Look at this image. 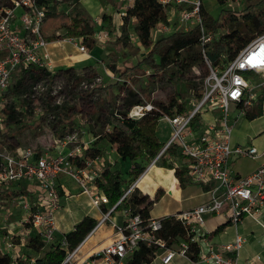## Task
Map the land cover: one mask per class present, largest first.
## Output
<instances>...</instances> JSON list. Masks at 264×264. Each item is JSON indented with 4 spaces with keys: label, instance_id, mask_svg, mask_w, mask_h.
<instances>
[{
    "label": "built area",
    "instance_id": "1",
    "mask_svg": "<svg viewBox=\"0 0 264 264\" xmlns=\"http://www.w3.org/2000/svg\"><path fill=\"white\" fill-rule=\"evenodd\" d=\"M62 1L8 0L10 5L0 2V55L5 53L0 56V128L7 116L2 95L11 85L15 68L22 65L24 70L37 67L49 72L52 68L49 42L41 29L49 3ZM120 2L122 9L119 15L123 18L134 0ZM157 2L166 8L168 18L166 23L159 24L156 36L197 28L199 50L212 73L203 96L191 112L161 115L160 118L170 125L171 134L147 167L159 161L166 149L175 146L185 160L188 179L210 185L207 200L173 214L187 228L189 242L197 247V258L191 260L188 257L187 241H180L176 244L177 248H174L157 236L162 217L144 218L130 206H123L122 200L131 195L135 183L125 189L114 205H110L108 197L97 185V180L113 161L106 151L90 157L88 151L93 139L84 140L82 131L80 134L73 130L54 137L43 153H38L32 147L9 149L0 146V190L15 191L23 211V215L13 225H6L11 209L0 206V253L9 254L13 264L22 259L20 249L27 244L31 235L39 236L44 246L59 244L63 247L65 255L60 264H125L141 245L154 247L156 256H162V264L169 263L175 255L183 256L193 264H241L239 251L246 237L236 233L231 242L212 244L202 230L206 216L225 211L229 223L234 226L243 217L249 216L261 225L264 232V148L232 142V131L238 118L247 115L264 98V32L246 43L232 58H228L225 53L220 54L224 61L221 60L213 69L207 59V52L211 50L213 40L228 30L218 28L214 31L203 24L206 14L203 0ZM17 9H21L19 15L16 14ZM229 11L235 18L241 15L236 13L237 10ZM15 20H18V24H15ZM94 37L96 40L108 38V33L98 31ZM66 40L74 42L79 51L87 52L81 37H66ZM255 77L260 80L254 83L251 78ZM41 79L32 84L33 92L44 88V80ZM231 104L238 109L235 117L230 115ZM153 107L148 101L134 104L127 110L125 117L138 119ZM216 107L219 108V114L211 122L201 121L199 128L192 125L196 111H212ZM114 115L121 117L116 111ZM111 129L107 127L106 131ZM50 149L55 152H50ZM241 157L258 159L259 163L247 174L234 173L231 162ZM63 176L72 180L80 193L87 195L92 206L99 209L102 205L106 206L94 228L73 249L67 248L64 236L56 239L55 235L56 213L61 206L59 187L62 185L58 183V178ZM118 204L122 208L121 223L112 219ZM106 223L111 225L114 238L87 256H82L83 242ZM257 258L246 260L243 264H256ZM29 263L36 264L35 258L30 257Z\"/></svg>",
    "mask_w": 264,
    "mask_h": 264
},
{
    "label": "rangeland",
    "instance_id": "2",
    "mask_svg": "<svg viewBox=\"0 0 264 264\" xmlns=\"http://www.w3.org/2000/svg\"><path fill=\"white\" fill-rule=\"evenodd\" d=\"M259 1L227 0L224 3H219L217 0H203V5L206 14L218 21L224 18L223 10H237L236 13L241 15L235 18L233 23L225 27L229 31L240 21L245 20L244 15L246 13L257 12L261 7L257 5ZM248 5H251L250 9H247ZM96 10V8H91L90 10L84 8L80 0L49 3L44 27H50V33H52L53 29L66 26L73 15H78L83 17L97 31L101 28L102 21L97 19V17L101 19V8L97 17L93 16V14H96ZM20 13L21 9H17L16 14L19 15ZM134 23L135 20L133 18L129 19L127 36L118 38L116 34H111L108 31V38L97 40V48L91 59L88 58L87 66L84 67L82 64L79 67L78 65L70 66L68 67L70 69L68 72L64 71L66 68L62 69V71L56 70V72L47 71V74L41 79L44 80V88L35 92L31 89L34 81H30L29 77L21 78L24 75V71L22 70V65H18L12 74L11 85L2 95L5 99L3 104L5 105L7 116L0 130V144H6L10 147L34 148L40 147L39 139L46 141L49 137H52V134L58 137L73 130L78 131L80 134L81 130L92 131L95 135L103 134L106 132L107 127L109 129L113 127L106 122L110 113L127 111L131 107L126 108L130 91L134 93L133 97L143 103L145 101L152 104L155 101L167 103L172 98H177L179 102L185 101L192 110L200 100L195 98L194 89L196 88L204 93L207 80L212 74L210 67L204 60L202 63L198 61L193 65H188L190 58L195 55L198 47L187 54V60L178 61L164 71L153 69L140 62L149 51V48L144 47L138 41L137 34L133 28ZM156 28L151 31L153 39L157 37ZM41 32L47 39L48 34H45L43 29H41ZM170 34L171 32H166L164 35ZM68 43L70 42L68 41ZM71 44H74V42ZM154 59H158L156 54ZM137 64L139 67L136 66ZM212 68L214 69V67ZM19 77L21 87L10 92L9 90ZM251 80L255 83L260 78L255 77L251 78ZM261 102L262 114L260 116L253 119H249L247 116L238 118L232 131V142L234 144L242 146L253 144L258 149L264 148V100L262 99ZM58 107L59 109L56 111ZM212 111H216L219 114L218 107ZM237 111L238 109H235L234 105L231 104L230 115L237 116ZM205 112H209V110L200 111V113ZM73 118H75L76 122L73 121ZM156 133L160 136V141L165 142L171 134V127L165 120H159ZM102 143L106 144V142ZM113 156L117 161L121 177L124 180L123 189H125L127 185H131L136 181L131 182L129 180L128 170L132 166L131 161L128 159H117L115 154ZM181 159V155L177 156L176 164ZM150 162L143 159L141 164L147 166ZM257 162L258 159L241 157L232 161L231 167L233 171L246 174L257 165ZM171 165L174 166L173 163ZM99 179H102V174ZM181 188V202L174 197L179 196L180 189L172 194L166 193L163 197L162 195L158 196L150 207L151 217H162L166 212H176L198 204L205 199L206 195L203 191H207L210 185L195 183L188 179L187 183ZM67 193L68 199L65 204L62 199V205L64 204L65 207H68V221L77 220L85 210L91 214L101 216L97 208L90 204L87 195L79 194V190L74 187L71 181H68ZM132 193L142 194L141 190L136 187ZM16 196L17 193L15 191L0 190V206L3 205L5 208L11 209L9 215L11 222H15L22 216L20 203ZM112 216L115 215L112 214ZM68 221L62 226L65 230L71 227V223ZM244 222L246 224L251 223L248 219H245ZM257 231L259 233V230ZM171 245L177 248L176 244ZM87 246H83L81 252ZM26 247L27 244L20 249L22 259H25L27 255L36 259L37 254ZM47 249L48 247L46 246L38 255L41 256ZM248 252L252 253L253 251L249 245H246L242 253L246 254ZM150 264H162V256L157 255ZM167 264L192 263L183 256L175 255Z\"/></svg>",
    "mask_w": 264,
    "mask_h": 264
},
{
    "label": "trees",
    "instance_id": "3",
    "mask_svg": "<svg viewBox=\"0 0 264 264\" xmlns=\"http://www.w3.org/2000/svg\"><path fill=\"white\" fill-rule=\"evenodd\" d=\"M217 1L219 3H224L227 0ZM3 4L10 5L11 3ZM257 5L261 6L257 12L246 13L244 15V21H240L234 28H231V30L213 40L211 43V50L207 52V59L212 67L218 66L221 60L224 61L223 58H220V54L225 53L228 58H232L246 43L256 35L264 32V0H260ZM250 7L251 5H248L247 9H250ZM223 12L224 18L221 21L214 20L205 14L203 24L214 31L218 28L229 26L234 22L235 17L231 15L229 10H223ZM131 18L135 20L133 28L137 34L138 41L144 47L149 48V51L140 62H143L153 69L164 71L178 61L187 60V54L196 47H198L196 53L190 58L188 65H193L198 61L201 63L204 62L203 56L198 50L197 28H193L186 32H172L167 36L161 34L155 39L152 38L151 31L157 24L166 23L168 18L166 8L158 3L157 0H134L132 6L126 10V14L123 16L121 34L118 38L121 36H127L129 19ZM101 19L104 23L102 29L109 31L107 27L111 25V16L104 13L101 16ZM93 32V27L85 21L83 17L73 15L66 27L64 36H81L84 45L88 48H92L97 42V40L92 37ZM48 39L51 40L53 37H48ZM4 54L5 53H1L0 56H3ZM155 54L158 57L157 60L154 59ZM136 66L139 67L138 64ZM24 71L25 76L23 75L21 78L29 77L30 81H36L47 74L46 69L37 67H30V69ZM64 71L68 72L70 69L66 68ZM19 87H21L20 78H18L9 91L11 92ZM133 94L132 91L129 92L127 97L128 101L126 102L127 109L140 102L139 99L132 96ZM193 94L195 98L198 99L203 96V92L201 90L198 91L196 88L194 89ZM153 106L154 107L150 111H147L144 115L135 120L125 117L126 110L118 112L121 117L110 113L106 122L113 126V129L111 131H106L103 134H97L98 136L92 143L88 155L90 157L101 155L104 151L103 147L98 146L101 142L114 145L121 160L128 159L131 161L132 166L128 170V176L131 182L135 181L146 168V165L141 164V161L143 159L144 161H151L164 145V142L160 141L156 133L157 123L161 115L164 113L172 115L173 113L191 112L187 103L185 101L179 102L177 98H172L167 103L155 101ZM58 109L59 107L56 108V111ZM261 114L262 110L260 104L255 107L254 111L248 113L247 116L249 119H253ZM200 117L201 113L199 111H196L192 117V125H194L195 128L201 127L202 123ZM177 156H180V153L175 146H172L164 151V155L160 158V164L167 168H173L171 163H168L166 159L172 158L176 160ZM150 167L158 168V161ZM174 169L175 176L177 177L180 186L183 187L188 181L186 167L176 166ZM145 178L146 175L143 173L139 177L138 183H142ZM171 181L172 183L168 190L170 193H175L179 190V186L176 178L171 177ZM123 182L124 180L121 177L117 161L114 162L113 167H107L104 169L102 179L97 180V185L108 197L110 205H114L129 186L127 185V187L123 189ZM160 192V190L156 192L154 199H150L148 195L132 193L122 200L123 206H130L134 212H139L142 217L147 218L150 216L149 209L152 206L153 201L161 195ZM120 207L121 205L118 204L115 209H119ZM96 223L97 220L89 215H85L77 221L73 229L63 235L67 243V248L73 249L80 244L94 228ZM228 223L229 222L227 221L226 223L217 226L213 232L215 233L222 230ZM0 233H2L1 230ZM157 236L162 238L167 245L177 244L180 241H187L189 243L188 257L191 260L197 258V247L194 243L189 242L187 228L180 220L175 219L173 215L161 218V229L157 232ZM45 247L46 246H44L39 236L31 235L28 238L26 248L37 254L35 259L36 264H60L64 258L65 249L59 244H52L47 246L48 249L39 256V252ZM156 254L157 251L154 247L141 245L134 254L126 260L125 264H150L153 258L156 257ZM29 258L30 256L27 255L26 259H19L17 264H31L29 263ZM0 264H13V259L7 253H0Z\"/></svg>",
    "mask_w": 264,
    "mask_h": 264
},
{
    "label": "crops",
    "instance_id": "4",
    "mask_svg": "<svg viewBox=\"0 0 264 264\" xmlns=\"http://www.w3.org/2000/svg\"><path fill=\"white\" fill-rule=\"evenodd\" d=\"M0 2L1 3H8V0H0ZM80 2L84 6V8H87L88 10H90L91 8L97 9L96 14H93L94 17H97V14H98L100 8H101V16L104 13L107 15H110L111 16V25L107 28L109 29V32L111 34H116L117 37L120 36V34H121L120 28H121V24L123 22L122 17H120V15H119V13L122 9V3L120 2V0H80ZM97 19H98V21H102V19H100L99 17H97ZM14 22H15V24L16 23L18 24V20H15ZM45 22H46V19L44 21V24H45ZM69 22H70V20H69ZM44 24L42 26L43 32L45 34H48V37H53V39H51V40H49L47 37V40L49 42L48 50H49V54H50V62H51V67H52V68H50V72H56V70L62 71V69H64V68H68L70 66H75V65L76 66L78 65V67H79L80 64H82V66H84V67L87 66V64L89 62L88 58L91 59L92 55L95 53V50L97 48V46H96L97 42L95 43V45L92 48L86 47L87 52H81L78 50L76 45L68 43V41L66 40V37L64 36V34L66 32V27L69 23L66 26H64L63 28L61 27L58 29H53L52 33H50L51 28L50 27L49 28L44 27ZM103 24L104 23L102 22V26H103ZM159 24L156 25V27H157L156 28V34L158 33ZM102 26L97 31L95 29H93L94 32L92 34V37L94 39H95L94 35L96 32L106 31V30L102 29ZM62 31H63V33H62ZM73 57H75V59H73ZM22 70L24 71L23 68H22ZM24 73H25V71H24ZM263 100H264V98H263ZM261 103H259L258 105H260ZM254 109L251 111H248V113L254 111ZM261 110H262V104H261ZM248 113H247V115H248ZM217 115H218V113L216 111H209V112L201 113V117H200L201 120L200 121H202L203 123L211 122L215 117H217ZM247 115H245V116H247ZM159 120H162V119L160 118ZM73 121H75V118H73ZM0 130H1V128H0ZM81 131L83 132L82 138L84 140H87L90 138L93 139V141L91 142V146H92V143L95 141V139L97 138V136L99 134L95 135L92 131H86V130H81ZM54 137H57V136L52 134V137H49V139L46 141L45 140L41 141V139H39V140L37 139L38 143L40 144V147H34V149L38 153H43L47 149L48 144H50L51 140ZM158 137L161 140L159 135H158ZM0 146H6L7 148L10 147L9 145L7 146L6 144L5 145L0 144ZM98 146L103 147L104 151H106L108 153V157L110 159H112V161H113V163L111 165L108 164L107 167H113L114 162L116 161L113 158L114 157L113 154H115L117 159H120L119 155L116 152L115 146L108 144V143H106L104 145L102 142L99 143ZM17 147L18 146L10 147L9 149H15ZM50 152L54 153L55 150L50 149ZM166 161L168 163H173L174 164L173 168H167V167L162 166L160 164V160L158 161V163H159L158 168L150 167L148 169L147 168L148 165H147L144 172H143V173H145L146 178L144 179V181L142 183H138L139 177L143 174L142 173L136 179L135 187L138 188L139 190H141L142 194L148 195V197L150 199L155 198L156 192L158 190L161 191L160 193L163 197L166 193L172 194V193H170V191L168 189L170 188V185L172 183L171 177H173V178H176L179 189H180L179 196L178 197L174 196V197L177 198V200L179 202H181L182 201V198H181L182 188L179 184L177 177L175 176L174 167L185 166V160L182 157V159L180 160V162L178 164H176L175 160L172 158H167ZM258 163L259 162H257V164ZM231 165H232V163H231ZM233 172L237 173V174H241L238 171H233ZM241 175H244V174H241ZM68 181H71L73 183L74 187L77 188L75 183L72 180H70L69 178H67L65 176L58 178V183L61 184L62 186L59 187L60 188V195H61V206H60V209L56 213V222H57V230L55 233L56 239H60L64 235V233H67L68 231L72 230L74 225L76 224V222L79 221L85 215H89V216L95 218L96 220L99 219L97 217H100V216L91 214L89 211L85 210L83 212V214H81L80 217L77 218V220H75V221L72 220L71 222L67 220L68 207H65L64 204H65L66 200L68 199V193H67ZM199 186H200V184H199ZM201 187L202 186H200V188ZM24 189L25 188L23 187L22 190H24ZM203 193L206 195L205 199L203 200V201H205L208 199V196H209L208 190L207 191L204 190ZM79 194H83V193H80V191H79ZM62 199L64 201L63 205H62ZM203 201L199 202L198 204L202 203ZM198 204H196V205H198ZM196 205H194V206H196ZM194 206H192V207H194ZM105 207H106L105 205H102L100 207V209L97 208V210L100 212V215H101V211L105 210ZM192 207H189V208H192ZM189 208H187V209H189ZM121 209H122L121 207L119 209H116L115 212L113 213L115 216H112V219L115 220L117 223L122 222V216L120 214ZM150 209H149V214L151 216ZM187 209H181V210L176 211V212H166L162 217L168 216V215H173L174 213H178L180 211L187 210ZM21 214L23 215V211H21ZM245 219L250 220L251 223L246 224L244 222ZM262 219L264 220V215H263ZM67 221L71 223V227H70V229L65 230L62 228V226ZM227 221H228V217H227V214L225 213V211H222V212L216 213V214H212V215H207L202 230L204 231V233H206L208 240L214 245L222 244V243H228V242L233 241L236 233H239V234L243 235L244 237H246V242L241 247V249L239 251L240 263L243 264L246 260L256 259L258 257L256 260V264H263L264 263V232H263V228L261 227V225L254 218L249 217V216H245L242 218V220L236 226L232 225L231 223H228L222 230L215 232V233L213 232L217 226H219L223 223H226ZM14 223L15 222H11L10 219H8V221L5 222L6 225H11V224L13 225ZM257 230H259V233ZM112 238H114L113 229L111 228V225L106 223L103 226L99 227L92 235H90L83 242L82 247L87 246V245L88 246L81 252L82 256H84V257L87 256L95 248L102 247L104 244L107 243L108 240H111ZM246 245L250 246V249L253 251L252 253H249V252L246 254L242 253V250L244 249V247ZM82 247H81V249H82ZM153 260H154V258H153Z\"/></svg>",
    "mask_w": 264,
    "mask_h": 264
},
{
    "label": "bare ground",
    "instance_id": "5",
    "mask_svg": "<svg viewBox=\"0 0 264 264\" xmlns=\"http://www.w3.org/2000/svg\"><path fill=\"white\" fill-rule=\"evenodd\" d=\"M157 161H154V163L153 164H155ZM109 241V240H108Z\"/></svg>",
    "mask_w": 264,
    "mask_h": 264
}]
</instances>
